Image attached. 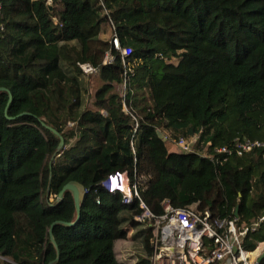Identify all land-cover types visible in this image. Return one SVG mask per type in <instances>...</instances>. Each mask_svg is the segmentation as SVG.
Wrapping results in <instances>:
<instances>
[{"label": "trees", "instance_id": "16d2710c", "mask_svg": "<svg viewBox=\"0 0 264 264\" xmlns=\"http://www.w3.org/2000/svg\"><path fill=\"white\" fill-rule=\"evenodd\" d=\"M0 9V88L13 96L7 110L0 92L5 264H124L115 248L129 230L132 264H151L140 201L127 206L101 186L118 173L155 216L164 202L195 206L238 228L258 224L249 251L264 243V148L201 155L209 142L210 153L264 143V0H0ZM49 128L65 140L59 155ZM196 136L194 153L174 143ZM70 183L84 188L78 221Z\"/></svg>", "mask_w": 264, "mask_h": 264}, {"label": "built area", "instance_id": "2783aa9c", "mask_svg": "<svg viewBox=\"0 0 264 264\" xmlns=\"http://www.w3.org/2000/svg\"><path fill=\"white\" fill-rule=\"evenodd\" d=\"M43 1L49 6L53 4V0ZM112 44L116 50L121 51L124 58L132 55L131 49L121 48L117 37H113ZM113 61L114 57L108 54L105 63ZM81 67L86 74L95 71L88 64ZM165 138L168 139L167 136ZM198 139L199 136H196L190 140L181 139L174 143L181 152L194 153ZM212 148L213 144L207 143L201 155L218 162L219 155H224L225 161L234 153L242 156L255 149H262L264 143L237 140L234 151L223 147L215 148L214 152L210 153L209 150ZM101 186L110 194L121 193L123 203L127 206L133 204L135 199L140 201L139 207L142 213L135 217V220L152 222L154 254L151 264H257L258 259L254 258V254L259 247L254 252L249 251L245 246V239L249 233L259 228L258 224L250 228L246 226L238 228L236 220L215 219L209 211L200 213L195 206L176 209L168 202L163 204L164 214L155 216L141 200L137 184L132 183L126 173L111 175ZM262 221L264 218L261 219ZM121 262L132 264L133 260L127 256Z\"/></svg>", "mask_w": 264, "mask_h": 264}, {"label": "water", "instance_id": "95a60500", "mask_svg": "<svg viewBox=\"0 0 264 264\" xmlns=\"http://www.w3.org/2000/svg\"><path fill=\"white\" fill-rule=\"evenodd\" d=\"M4 91L9 93V102H8V106H7V110H8L10 104L13 101V96L6 89L0 88V92H4ZM8 119L9 120H13L14 118H8ZM49 129L60 138L61 142H60L58 151L56 153V155H59V153H61V151L64 149L65 140L58 132H56L55 130H53L51 128H49ZM158 134H159V137L162 138L164 141L167 140L163 133L158 132ZM66 191H71L73 196H74V202H75V206H76V210H77V221H78L80 219V217H81V201L84 198V188L81 185H79L78 183H70L67 186H65V188L63 190V192H66ZM59 223H61V222H55L52 225V227L50 229V233H49L51 242L54 244V246L56 247L57 250H58V246H57V243H56L54 235H53V229ZM64 224L71 227V226H74L76 223H64ZM263 258H264V254L261 257H259V259L257 260V263H260ZM1 259H3V258L0 257V264H5L3 261H1Z\"/></svg>", "mask_w": 264, "mask_h": 264}, {"label": "rangeland", "instance_id": "374dc122", "mask_svg": "<svg viewBox=\"0 0 264 264\" xmlns=\"http://www.w3.org/2000/svg\"><path fill=\"white\" fill-rule=\"evenodd\" d=\"M125 109H127L126 106H125ZM52 200H53V198H52ZM132 234H133V232L129 230L128 240H126V241H120L118 243V246H117V256H118L119 261H123L124 258H126L127 256L129 257L130 255L136 257L135 256V253H136L135 251L136 250L134 248L135 245L133 244V241H132ZM260 246L261 245H259V247ZM260 251L261 252H260V254H259L258 257H261L264 254L263 249H260ZM257 254H258V252L255 253V255H257ZM1 261H4V259H1Z\"/></svg>", "mask_w": 264, "mask_h": 264}, {"label": "crops", "instance_id": "0c3cea01", "mask_svg": "<svg viewBox=\"0 0 264 264\" xmlns=\"http://www.w3.org/2000/svg\"><path fill=\"white\" fill-rule=\"evenodd\" d=\"M104 30H105V33H104V35H103V39H110V37H111V32H112V30H111V28L110 27H106V28H104ZM117 246H118V243H117V245H116V248H115V250H116V253H117ZM260 249H263V251H264V243L263 244H261V246L259 247V250H257V252H258V254L257 255H255L254 254V258L255 259H259V254H260ZM256 252V253H257ZM118 257V256H117Z\"/></svg>", "mask_w": 264, "mask_h": 264}]
</instances>
